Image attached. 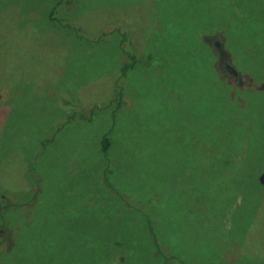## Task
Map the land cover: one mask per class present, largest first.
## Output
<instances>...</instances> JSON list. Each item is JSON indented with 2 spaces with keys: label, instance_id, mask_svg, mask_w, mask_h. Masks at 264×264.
I'll return each mask as SVG.
<instances>
[{
  "label": "rangeland",
  "instance_id": "1",
  "mask_svg": "<svg viewBox=\"0 0 264 264\" xmlns=\"http://www.w3.org/2000/svg\"><path fill=\"white\" fill-rule=\"evenodd\" d=\"M254 35L264 48V0H0V221L17 243L0 264H264V50L251 59L241 39ZM213 40L232 67L249 57L237 104L216 102Z\"/></svg>",
  "mask_w": 264,
  "mask_h": 264
},
{
  "label": "trees",
  "instance_id": "2",
  "mask_svg": "<svg viewBox=\"0 0 264 264\" xmlns=\"http://www.w3.org/2000/svg\"><path fill=\"white\" fill-rule=\"evenodd\" d=\"M51 18H52V16H50ZM52 20H56V21H58V23L59 24H61V21H59V20H57V19H53L52 18ZM65 28H67V29H70V26L69 25H67V26H65ZM203 32H205V31H203ZM210 33V35H214V33H212V32H209ZM230 33L231 32H228V34L229 35H227V39H225L224 38V36H223V40H226L225 41V45L226 44H228L229 43V36H230ZM240 37V36H239ZM253 39H254V41H253V43H251L248 39V37H243V36H241V39H242V42H243V44H244V46H245V48H247V47H249L250 49L248 50V52L247 53H251V59H255V57L253 56V53H257V51H260L261 53L263 52V50H264V48H260V47H255L254 45H255V43H258V42H260L261 41V35H254V37H252ZM197 39H199V36L197 37ZM219 44V46H220V48L222 49V44H221V42L219 41V40H213V43H212V47L214 48V50H216V48H217V45ZM221 44V45H220ZM236 47H238V45H236ZM253 51H255V52H253ZM242 53H243V51H234V54L235 55H237V57H238V60H240L241 59V55H242ZM131 56V59L129 60V63H127V64H125L124 66H123V68H122V70H121V73L120 74H122V75H126V73H127V71L129 70V69H131V68H133L135 65L137 66V62H139V61H143V60H145L146 62H150L153 58H154V56H153V54L151 53V52H149L148 54H147V56L145 57V59H142L141 58V60H139V59H137L133 54H130ZM209 55H210V61H211V64H213L214 63V60H216L217 59V57H218V54L214 51L213 53L211 52V50L209 49ZM248 58L249 57H246V56H244V59H243V62H241V64L240 65H242V66H240V69H238L237 68V64L238 63H236V64H234V67H232L233 68V70L235 71V74H238L239 75V73L241 72V71H243V69H244V66L243 65H245L246 64V60H248ZM189 61V60H188ZM246 61V62H245ZM238 62H240V61H238ZM152 63V62H151ZM195 63H196V61H190V66L193 68V70H194V74H197L198 76H200L199 75V73H198V71H197V69H196V65H195ZM150 64V63H149ZM202 65H204L203 63H202ZM239 65V64H238ZM147 66H149V65H147ZM262 68H264V65L262 66ZM245 70V69H244ZM246 71V70H245ZM216 73V72H215ZM229 74V73H228ZM215 77V79L218 81V88H217V90H216V102L218 103V104H222V102L224 101V99H223V97L225 96V95H227L228 97H230L231 99H233V100H235L236 101V104L238 103V97H237V94L238 93H245L244 91H241V90H239V88L240 87H237L236 85H237V82L234 80V78H230V80H229V78H227V74L225 73V75H223V76H219V75H215L214 76ZM254 78V77H253ZM254 80H255V83H257L258 81H259V79H255L254 78ZM236 84V85H235ZM261 84H262V86H261ZM258 87H262V88H264V82H262ZM233 86L235 87V88H237V89H233ZM254 92V91H253ZM259 93H262V91H260ZM122 95V92H121V89L118 91V93H117V97H116V101L118 102V107L115 109L116 111H115V114H114V111L113 112H111V114H113V119H114V121H113V125H111V128H109L108 130H107V132L105 131V132H103V135H102V137H101V139L99 140V150H100V152L102 153V154H105V156H106V154L109 152V149H110V146H111V143H112V138H111V133L114 131V126H115V120H116V113L118 112V110L121 108V106L123 105L122 103H123V95ZM222 96V97H221ZM222 99H223V101H222ZM248 104H250V105H253L252 103H250V102H248V101H246ZM94 112H96V110L94 109V110H92V113H94ZM91 119V118H90ZM91 121H92V119H91ZM231 130V132H235V128H231L230 129ZM213 133V132H212ZM208 135V132H206L205 134H204V136H207ZM216 141H218V140H214V141H207V142H205V143H203L202 144V146H205L207 149L208 148H210V146H211V144L212 143H214V142H216ZM222 147H233L231 144H226V145H223ZM260 148H262V144L260 145ZM104 155H103V157H105ZM221 159L222 161H224V162H226V163H224L226 166H228L229 164L228 163H231V160L229 159V156H228V153L227 152H221V153H219V154H217V155H215V159L217 160V159ZM108 161H110L109 160V157H108ZM106 162V161H105ZM108 166H109V164H108V162H106V166L104 167V171H103V175H104V178L106 179L105 181H106V184L108 185V186H110L113 190H115V187H114V185L109 181V179H108V177H107V175H108V173L111 171V168H108ZM231 169V168H230ZM217 182V181H216ZM210 186L211 187H213V189H212V192H214V194L218 197V194L216 193V192H218V190L220 191V189L222 188V186H220L219 185V183L217 182L216 183V185L215 186H213V181L212 182H210ZM215 187V188H214ZM217 188V189H216ZM41 191V190H40ZM39 191V189H34V196H32V197H30V198H26V199H24V202L25 203H27V205L29 204V203H31V201H33V200H35V199H37V201H38V193L40 192ZM221 192V191H220ZM115 195H117V196H119L120 198H121V200H123L124 202H126L129 206H131V204H130V202L127 200V198L124 196V195H122L121 193H119V192H115ZM78 197H81V195H78ZM83 199H84V197H83ZM26 200V201H25ZM214 198L212 199V202L210 203V205L209 206H212L213 207V205L216 203V202H214ZM215 206H217V207H219L220 205H215ZM98 215H100V214H96V215H94V217H96V216H98ZM0 216H1V214H0ZM14 228V227H13ZM13 228H12V230H13ZM11 234H12V232L11 233H9V235L8 236H11ZM3 241L6 243V244H9V245H12V246H16L17 245V243L15 242V241H10L9 239H7V241L5 240V235L3 236ZM156 246V250H158V254L159 255H162V252H161V248H160V246H159V243H158V245L156 244L155 245ZM27 263H30V264H40L39 262H38V260H34V261H30V262H27Z\"/></svg>",
  "mask_w": 264,
  "mask_h": 264
},
{
  "label": "flooded vegetation",
  "instance_id": "3",
  "mask_svg": "<svg viewBox=\"0 0 264 264\" xmlns=\"http://www.w3.org/2000/svg\"><path fill=\"white\" fill-rule=\"evenodd\" d=\"M216 53H217L218 56H219V63H218V64H220L221 62H224V67H223V69H224L225 73L228 72L229 75H230L232 78L235 77V79H237V78H238V74H235V71L233 70L231 64H229V62H227L228 60H224V59L222 58V49H221V48H220V49H216ZM239 78H240V76H239ZM238 81L240 82V80H238ZM38 189H39V188H38ZM23 202H24V201H23ZM23 202H21V206H22L23 208H24V207H28V206H27V203H23ZM0 210H1V209H0ZM0 214L2 215L1 212H0ZM2 227H4V228H2ZM3 230L6 232L4 235H5V240L7 241L9 233L12 232V228H11V229L9 228V224H8L7 221H5V220L0 221V245H1L2 241H3V239H1V234H2V231H3ZM8 246H9V244H8ZM3 254H8V251L6 250V245H5V252H4V250H3L2 252H0V255H3Z\"/></svg>",
  "mask_w": 264,
  "mask_h": 264
},
{
  "label": "water",
  "instance_id": "4",
  "mask_svg": "<svg viewBox=\"0 0 264 264\" xmlns=\"http://www.w3.org/2000/svg\"><path fill=\"white\" fill-rule=\"evenodd\" d=\"M216 49H220L219 44L217 45ZM257 178L259 179L260 183L264 186V167L262 171L259 173V175L257 176Z\"/></svg>",
  "mask_w": 264,
  "mask_h": 264
}]
</instances>
